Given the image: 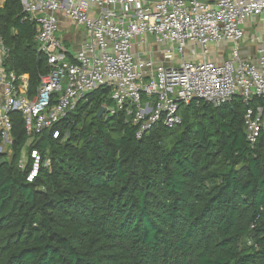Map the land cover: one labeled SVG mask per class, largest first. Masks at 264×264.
Listing matches in <instances>:
<instances>
[{
	"label": "trees",
	"instance_id": "trees-1",
	"mask_svg": "<svg viewBox=\"0 0 264 264\" xmlns=\"http://www.w3.org/2000/svg\"><path fill=\"white\" fill-rule=\"evenodd\" d=\"M35 28L20 0H3L4 65L28 75L29 93L48 72ZM108 93L89 92L29 142L10 112L0 264H264V133L247 142L241 99L181 104L179 124L137 136L123 111L97 115ZM32 148L42 164L27 181L30 161L22 169L18 159Z\"/></svg>",
	"mask_w": 264,
	"mask_h": 264
},
{
	"label": "built area",
	"instance_id": "built-area-1",
	"mask_svg": "<svg viewBox=\"0 0 264 264\" xmlns=\"http://www.w3.org/2000/svg\"><path fill=\"white\" fill-rule=\"evenodd\" d=\"M36 23L37 49L48 72L29 93L28 75L8 70L0 35V157L12 153L10 112L21 114L28 142L59 123L87 94L109 89L107 115L123 111L139 124L137 136L154 123L181 122V104L206 101L217 107L239 97L244 127L253 146L264 133V27L246 38L245 21L264 22V0H20ZM59 15L81 27L85 39L71 55L56 35ZM251 23V22H249ZM248 39L254 57L241 55ZM226 45L225 55L219 46ZM215 54V58L212 54ZM217 53V54H216ZM60 136L54 129L53 138ZM33 181L42 158L25 150L20 168ZM43 165H49L45 159Z\"/></svg>",
	"mask_w": 264,
	"mask_h": 264
},
{
	"label": "crops",
	"instance_id": "crops-1",
	"mask_svg": "<svg viewBox=\"0 0 264 264\" xmlns=\"http://www.w3.org/2000/svg\"><path fill=\"white\" fill-rule=\"evenodd\" d=\"M251 22V23H249ZM245 21L244 23V32L249 38L250 35L254 33H258L261 36L262 29L264 27V22H258L257 20ZM58 32V37L62 39L64 47L71 53L75 51V49L84 41L85 35L84 31L81 27L71 24L67 21L66 18L59 15V28L56 31ZM256 42L250 43L248 39H245L242 47H241V55L244 57H254L256 54L255 48ZM218 49H221L223 52L221 55H225L228 51L226 45L223 47L219 46ZM217 54V53H216ZM212 57L215 58V54H212Z\"/></svg>",
	"mask_w": 264,
	"mask_h": 264
},
{
	"label": "water",
	"instance_id": "water-1",
	"mask_svg": "<svg viewBox=\"0 0 264 264\" xmlns=\"http://www.w3.org/2000/svg\"><path fill=\"white\" fill-rule=\"evenodd\" d=\"M104 106H101L97 112V115L100 116L102 114V112L104 111ZM4 158L3 157H0V165L4 163Z\"/></svg>",
	"mask_w": 264,
	"mask_h": 264
},
{
	"label": "rangeland",
	"instance_id": "rangeland-1",
	"mask_svg": "<svg viewBox=\"0 0 264 264\" xmlns=\"http://www.w3.org/2000/svg\"><path fill=\"white\" fill-rule=\"evenodd\" d=\"M3 0H0V4H2ZM56 35H58V32L56 33ZM108 95L110 96V93H108ZM8 158V156L6 157V159Z\"/></svg>",
	"mask_w": 264,
	"mask_h": 264
}]
</instances>
